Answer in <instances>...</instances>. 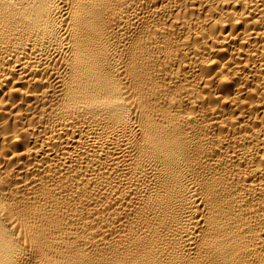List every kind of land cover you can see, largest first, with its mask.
<instances>
[{"label": "bare ground", "instance_id": "bare-ground-1", "mask_svg": "<svg viewBox=\"0 0 264 264\" xmlns=\"http://www.w3.org/2000/svg\"><path fill=\"white\" fill-rule=\"evenodd\" d=\"M0 264H264V0H0Z\"/></svg>", "mask_w": 264, "mask_h": 264}]
</instances>
